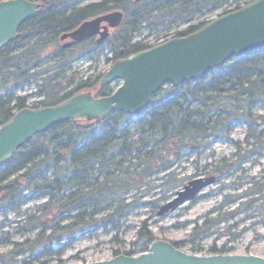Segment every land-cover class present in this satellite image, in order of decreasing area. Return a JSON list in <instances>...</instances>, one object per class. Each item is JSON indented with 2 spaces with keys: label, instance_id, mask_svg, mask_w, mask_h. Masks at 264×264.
Wrapping results in <instances>:
<instances>
[{
  "label": "trees",
  "instance_id": "16d2710c",
  "mask_svg": "<svg viewBox=\"0 0 264 264\" xmlns=\"http://www.w3.org/2000/svg\"><path fill=\"white\" fill-rule=\"evenodd\" d=\"M30 1L40 4L38 15L21 27L16 41L0 50V127L27 108L31 97H43L40 106L48 107L85 91L100 97L112 94L111 86L97 88L103 75L81 77L79 72L71 73L73 64L97 63L105 57L115 63L144 51L151 46L135 40L148 27L171 31L190 25L175 34L186 37L207 23L191 25L197 19L242 0ZM117 10L124 13V21L104 46L88 40L64 48L65 34ZM45 62L53 63L52 68L40 70ZM36 84L35 93L20 95ZM259 109H264V50L232 59L197 82L166 86L138 115L112 113L94 123L72 120L36 135L0 167V244L13 246L0 257V264H52L97 231L120 233L135 211L150 206L143 199L151 190L165 188L152 204L155 209L168 193L178 190L182 185L174 170L178 164L217 141L230 140L241 125L248 126L247 142L253 148L245 160L262 156L264 117L256 114ZM220 174L224 175L223 169ZM255 185L260 194L255 201L264 200V183ZM42 200L33 214L17 220L13 232L5 230L13 225L6 224L10 215L21 218L24 207ZM211 221L198 228L197 237L188 244L203 240L215 225L209 227ZM16 236L27 238L14 242ZM154 241L145 226L125 255L147 252ZM185 245L175 244L178 249ZM233 250L225 244L220 249L212 246L209 253Z\"/></svg>",
  "mask_w": 264,
  "mask_h": 264
},
{
  "label": "water",
  "instance_id": "95a60500",
  "mask_svg": "<svg viewBox=\"0 0 264 264\" xmlns=\"http://www.w3.org/2000/svg\"><path fill=\"white\" fill-rule=\"evenodd\" d=\"M39 11L40 4L30 0L0 1V50L19 38L21 27ZM123 20L122 11H113L83 23L63 39L84 41L99 34V42H105L110 29L119 27ZM260 50H264V0H255L208 22L186 37L168 40L115 62L98 85V88H106L121 82L108 96L85 91L54 106L18 111L0 127V167L12 160L36 135L57 125L72 120L99 122L112 113L138 115L166 86L197 82L230 60ZM213 182L214 178L190 182L161 208L159 214L165 215L193 202ZM87 264H264V258L241 254H189L173 243L155 241L142 254H123Z\"/></svg>",
  "mask_w": 264,
  "mask_h": 264
},
{
  "label": "rangeland",
  "instance_id": "374dc122",
  "mask_svg": "<svg viewBox=\"0 0 264 264\" xmlns=\"http://www.w3.org/2000/svg\"><path fill=\"white\" fill-rule=\"evenodd\" d=\"M242 1L230 2L224 5V8H234ZM204 19L205 16L191 25ZM148 26L149 24L145 25V28ZM189 26L181 25L172 31H162L161 27H148L138 35L135 41H141L145 45L154 44L164 36L185 30ZM79 54L75 53V55ZM107 58L112 57L108 55ZM112 64L113 62L107 61L106 57L97 63L80 60L73 64L71 73L79 72L81 77L97 78L105 74ZM52 66L53 63L45 62L40 70H46ZM113 88L115 90L116 85ZM37 90V84L29 86L20 91V95L27 96ZM42 101L43 97L39 96L29 98L31 104ZM256 114L264 117V109H259ZM247 136L248 126L241 125L231 133L230 140L217 141L202 154H196L178 164L174 170L178 174L177 178L182 181V185L176 192L168 193L167 200L160 203L159 209H155L152 204L162 197L161 193L165 188H155L147 193L143 201L150 203V206L135 211L125 221V226L120 233L105 234L103 231H97L90 237L80 239L52 264H87L110 260L116 256V252H119V255H125L133 249V244L139 241L140 233L145 226L155 241L185 243L186 245L181 250L189 254L211 255L209 252L212 246L220 249L227 244L228 247L234 249L232 254L255 255L264 258V209L262 208L264 200L255 201L260 197L255 184L264 183V151L262 156L254 155L246 157L245 160L244 156L253 149L248 145ZM221 169L224 175L220 174ZM209 178H214V182L202 190L194 200L195 202L186 203L165 215L159 214L161 208L174 199L178 192L184 190L190 182ZM160 183L161 181H158L156 184ZM199 197L201 198L198 199ZM253 200L254 202L248 207ZM43 202L44 200L24 207V216L21 218L10 215L6 224L13 225H8L5 230L12 231V226L17 224V220L25 219L29 214H33L36 207ZM2 220L1 215L0 221ZM210 220L212 221L209 227L212 228L211 225L215 224L210 229V233L205 234L203 240H197L195 246L188 244L197 237L196 230L204 228L205 222ZM26 238L16 236L13 240L23 242ZM12 248V245L0 244V257L7 255ZM193 248L202 249V252H194Z\"/></svg>",
  "mask_w": 264,
  "mask_h": 264
},
{
  "label": "flooded vegetation",
  "instance_id": "af4514ba",
  "mask_svg": "<svg viewBox=\"0 0 264 264\" xmlns=\"http://www.w3.org/2000/svg\"><path fill=\"white\" fill-rule=\"evenodd\" d=\"M115 30H116V29H110V36L113 34V32H114ZM110 36H109V37H110ZM99 39H100V35H99V34H98V35H95V36H93V37L87 38V39L84 40V41H74V39H72V38H67V39H65V40H62V44H63V46H64V48H65V45H66V44H70L69 47H72V46H76V45L83 44V43H85V42L88 41V40H94V43H95L96 45H98V46H104L105 42H99ZM69 47H67V48H69Z\"/></svg>",
  "mask_w": 264,
  "mask_h": 264
},
{
  "label": "built area",
  "instance_id": "2783aa9c",
  "mask_svg": "<svg viewBox=\"0 0 264 264\" xmlns=\"http://www.w3.org/2000/svg\"><path fill=\"white\" fill-rule=\"evenodd\" d=\"M170 36H167V37H163V39L161 41H164L166 40L167 38H169Z\"/></svg>",
  "mask_w": 264,
  "mask_h": 264
}]
</instances>
